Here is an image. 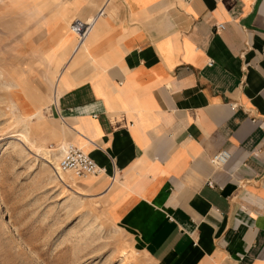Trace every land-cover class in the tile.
<instances>
[{"label": "crops", "instance_id": "1", "mask_svg": "<svg viewBox=\"0 0 264 264\" xmlns=\"http://www.w3.org/2000/svg\"><path fill=\"white\" fill-rule=\"evenodd\" d=\"M105 1L40 0L8 46L35 47V59ZM104 10L83 45L70 32L64 58L53 55L65 64L55 95L52 68L31 72L48 105L33 113L106 168L78 183L155 264H264V0H107Z\"/></svg>", "mask_w": 264, "mask_h": 264}, {"label": "rangeland", "instance_id": "2", "mask_svg": "<svg viewBox=\"0 0 264 264\" xmlns=\"http://www.w3.org/2000/svg\"><path fill=\"white\" fill-rule=\"evenodd\" d=\"M39 2L0 0V264H155L109 220L100 200L78 183L80 177L67 174L66 181L83 194L59 182L53 167L31 148L30 143H42L49 149L66 143L56 138L57 133L53 135L43 119L45 113L31 119L37 107L45 112L48 105L28 77L33 70L52 68L55 95V77L62 65L53 62V55L64 58L63 52L56 50L62 49L63 42L73 34L62 29L59 39L63 41L57 39L45 52L40 48L35 59L30 53L35 47L27 52L18 45L8 46L12 29L25 27L40 16L43 5ZM27 5L34 7L30 13L10 19L11 8L23 10ZM41 26L39 21L36 28ZM29 35L26 31L22 36ZM19 51L22 57H16ZM20 133H25L29 141ZM54 137L56 142L47 140ZM53 153L59 157L57 151ZM124 248L129 258L122 256Z\"/></svg>", "mask_w": 264, "mask_h": 264}, {"label": "built area", "instance_id": "3", "mask_svg": "<svg viewBox=\"0 0 264 264\" xmlns=\"http://www.w3.org/2000/svg\"><path fill=\"white\" fill-rule=\"evenodd\" d=\"M105 3L98 8L95 14L87 18L75 17L69 24V30L77 38L76 46L83 44L87 36L92 31L96 20L105 13ZM223 29V24H215V30ZM211 63V62H210ZM51 147V146H50ZM229 153L225 150L216 152L210 157V162L214 166H222L228 159ZM62 172H68L75 177L85 175H99L106 172V168L98 165L81 147L72 142H66L62 155L58 160V168ZM211 183V182H208Z\"/></svg>", "mask_w": 264, "mask_h": 264}, {"label": "bare ground", "instance_id": "4", "mask_svg": "<svg viewBox=\"0 0 264 264\" xmlns=\"http://www.w3.org/2000/svg\"><path fill=\"white\" fill-rule=\"evenodd\" d=\"M94 27H95V25H94ZM93 27V28H94ZM93 30V29H92ZM88 37V36H87ZM86 40V39H85ZM85 42V41H84ZM84 42H83V44H84ZM82 44V45H83ZM65 65V64H64ZM64 65L62 64V66H61V68L62 67H64ZM61 68H60V70L57 72V74H56V77H55V79H56V81H57V78H58V75H59V72L61 71ZM36 115L34 116H32V118L31 119H37V118H40V112L39 113H35ZM19 136L21 137V138H24V139H26L27 141H29L28 140V137H27V135L25 134V133H20L19 134ZM65 144L66 143H64L63 145H60L59 147H57V148H55V147H50L51 149H49L48 147H46L45 145H43L42 143H39L38 145L36 144V145H33L32 143H30V145H31V148L33 149V151L35 152V153H37L38 155H41L42 156V159L43 160H45V161H47L52 167H53V170H55L56 171V175H57V177L59 178V182L61 181V182H63V184L65 185V186H68L70 189H72V191L74 192V193H77V194H83L82 193V191L81 190H79V189H74L73 188V185L72 184H70L69 182H67L66 181V177H67V174H69L68 172H62V171H60V170H57V168H58V159H60V157H61V155H62V150L64 149V146H65ZM54 151H57L58 153H59V157L57 156V157H54ZM55 156H56V154H55ZM54 157V158H53ZM73 176V175H72ZM75 177V176H74ZM77 178V177H76ZM132 249V248H131ZM121 254H122V256H125V257H128L130 254H129V251L128 250H126L125 248L121 251ZM129 258V257H128Z\"/></svg>", "mask_w": 264, "mask_h": 264}]
</instances>
